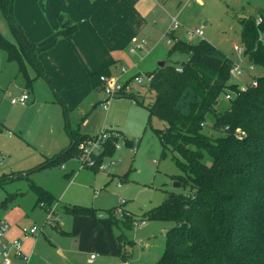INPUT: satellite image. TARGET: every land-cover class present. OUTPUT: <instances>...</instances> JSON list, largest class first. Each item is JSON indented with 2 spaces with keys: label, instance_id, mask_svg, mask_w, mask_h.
Here are the masks:
<instances>
[{
  "label": "rangeland",
  "instance_id": "obj_1",
  "mask_svg": "<svg viewBox=\"0 0 264 264\" xmlns=\"http://www.w3.org/2000/svg\"><path fill=\"white\" fill-rule=\"evenodd\" d=\"M20 1L16 0L18 6ZM178 1L170 0L166 13L157 17L161 16L164 21L169 20L170 15L176 17L179 26L174 33L179 39L192 45L205 40L234 63L241 64L245 73L231 80L233 84L249 85L263 74L259 67L248 71L250 63L244 55L237 53L235 47L242 48L241 20L259 18L260 13H264V0H187L181 6ZM45 4V0H38L39 9L45 16L41 22L52 31L53 24L46 16ZM159 19L156 21L161 23ZM80 21L72 19L70 25H78ZM83 21H88L87 17ZM64 22L66 19L57 21L58 31L64 29ZM169 27L170 24L164 32L166 24L161 25L154 41L150 28L147 30L150 35H140V40H147L143 50L139 51L133 44L135 52L155 61V69L158 62L167 59L171 65H180L188 59L184 54L169 56L172 47ZM196 30H202L203 37L188 35ZM0 33L15 42L9 22L2 13ZM59 39L62 41L64 37L59 36ZM125 53L130 59H139L137 54L130 55V48ZM122 64L126 67V75L120 81L129 87L130 97L108 100V108L104 110L98 102L104 101L106 96L97 86L91 89L95 81L90 80L89 94L79 97L80 104L74 107L75 102L61 103L62 95L57 96L44 77L35 79L31 73L33 88H27L28 83L18 64L9 63L6 53L0 50V219L9 222L10 226L13 222L18 224L20 230L34 226L44 230L37 239L29 241L31 249L38 241L30 264H128L118 256L113 239L121 232L133 242L131 247H126L131 254L130 264H158L161 261L166 233L174 224L147 221L142 227L125 229L120 221L118 226H110V210L114 214L122 208L123 213L129 212L141 220L147 211L160 206L169 193L189 194V189L177 187L179 182L174 179L184 176L174 160V157L181 160L180 156L168 150L162 157L161 143L154 131L163 129L166 123L155 117L149 123L148 108L154 101V93L146 74L155 69L142 70L140 75L144 79L139 83L134 77L137 70L132 69L135 65ZM97 75H90L89 79H98ZM80 87L87 89L85 83L83 86L77 84V88ZM24 93L30 97L26 107L12 104L13 98ZM220 101V110L224 112L229 104L223 97ZM112 129L120 131L122 136L114 155L102 160L104 165L114 162L106 171L84 168L75 157L58 158L70 148L73 137H95ZM204 132L217 136L208 126ZM125 138L131 145H127ZM52 160H56L55 163L46 166ZM206 162H209L208 158ZM33 184L53 195L50 218L37 204V195L31 188ZM67 207L96 210V225L89 215L67 213Z\"/></svg>",
  "mask_w": 264,
  "mask_h": 264
},
{
  "label": "trees",
  "instance_id": "obj_2",
  "mask_svg": "<svg viewBox=\"0 0 264 264\" xmlns=\"http://www.w3.org/2000/svg\"><path fill=\"white\" fill-rule=\"evenodd\" d=\"M14 9L15 0H0V13L7 18L15 40L10 42L0 33V50L6 53L9 63L18 64L27 88H33L31 73L35 79H46L40 54L53 48L59 36H71L78 25H70L67 20L60 34L35 44L16 21ZM259 19L262 22L258 25ZM241 25L244 57L263 70L256 86L249 84L241 90V85L230 82L234 66L231 58L205 40L192 45L178 39L175 33L169 34V56L186 55L184 66L171 65L168 59L165 67L146 74L151 77L149 86L154 93L148 108L149 123L154 117L166 123L163 129L154 131L161 143L162 157L168 150L180 156L181 160H174L184 176L174 179L188 188L189 194L169 193L141 220L126 211L121 219L113 210L109 216L111 227L122 221L125 229H133L141 221L174 224L167 232L158 264H264V43L259 41L264 36V13L259 18L241 20ZM228 94L231 97L226 100ZM130 95L123 92L119 97ZM221 97L229 104L224 112L220 110ZM206 126L217 136L206 134ZM117 132L119 136H112L104 144L99 163L114 155L115 144L122 136ZM91 138L73 137L70 148L58 158H79L78 145ZM125 141L131 145L126 138ZM31 188L37 195V204L50 211L53 195L38 185ZM66 212L89 215L97 223L94 209L67 207ZM113 239L118 256L128 262L131 254L126 247L133 242L123 232Z\"/></svg>",
  "mask_w": 264,
  "mask_h": 264
},
{
  "label": "crops",
  "instance_id": "obj_3",
  "mask_svg": "<svg viewBox=\"0 0 264 264\" xmlns=\"http://www.w3.org/2000/svg\"><path fill=\"white\" fill-rule=\"evenodd\" d=\"M45 1L44 9L46 16L53 24L52 31L41 22L45 16L42 15L39 9L38 0H21V5L19 6L15 0V19L22 27L29 41L35 44H41L51 39L49 38L51 35L55 34L53 35L54 37L62 32L57 29V21H61L63 18L66 21H71L72 19L81 20L77 30L71 36L64 38L62 41L58 37L55 46L42 52L39 56L46 80L56 91L57 96L62 95L63 103L72 104L75 102L74 107L79 106V97L87 96L90 88L93 89L97 86L103 92V86L100 82L101 76L119 78V80L121 77H124L126 75V67L123 66L122 62H125L127 66L135 65L132 68L137 70L134 77L140 75L142 70H154L155 61H150L151 58L148 60L146 56L139 55L140 52L137 50L138 53H133V44L137 46L141 41L146 40H140L139 36L143 34L150 35L149 31H147L149 28L152 29L151 35H153L154 41L156 39L154 36L160 32L161 25L166 24V28L164 29V32H166L168 25L171 24V18L174 17L170 15L169 20L166 21L161 16L157 17L161 13H166V7L169 5L170 0ZM185 1L187 0H179L178 5H184ZM64 13L65 15H63ZM85 17L88 20L86 22L83 21ZM158 18H160L161 23L156 21ZM146 45L147 43L143 48H138V50H143ZM128 48H130V55L135 56L137 54L139 55V59H130L125 53ZM95 74H99V76L97 75L98 79H89L90 75ZM90 80L92 82L95 81V85H91L88 88ZM84 83L87 89H84V87L77 88V84L83 86ZM69 100H72V102ZM102 102L101 100L98 103H101L100 105L102 106ZM40 207L45 213H48L44 207L41 205ZM21 231L18 224L13 222L10 226L8 237L11 240H21L22 251L30 257L28 262L30 264L31 260L35 257L34 251L38 246V241H35L33 244L34 248L32 249L29 241L37 239L39 235L25 238ZM15 264L22 263L15 262ZM128 264H130L129 261Z\"/></svg>",
  "mask_w": 264,
  "mask_h": 264
},
{
  "label": "built area",
  "instance_id": "obj_4",
  "mask_svg": "<svg viewBox=\"0 0 264 264\" xmlns=\"http://www.w3.org/2000/svg\"><path fill=\"white\" fill-rule=\"evenodd\" d=\"M192 1V0H190ZM262 22L261 19L258 20L257 24L259 25ZM179 24L176 17L171 18V24L169 27V32L173 33L178 28ZM169 33V34H170ZM168 34V35H169ZM189 36H198L203 37L204 33L202 30H196L195 32H188ZM259 41L264 43V36L261 35L259 38ZM146 40H143L140 42L139 45H137V48H143V46L146 44ZM235 50L237 53L241 56L244 55V50L242 48L235 47ZM132 52H135V49H132ZM257 67L253 64H250L248 66V71L252 72ZM178 71H181V68L177 69ZM244 70L241 64L234 63L233 68L230 71V79L233 80L235 78H238L242 75H244ZM143 76H136L135 80L139 83H143ZM148 81L151 80V77H147ZM100 82L103 86V92L106 96V99L102 102V107L104 110H107L108 100H112L113 98L119 97L123 92L130 93V89L125 84H122L119 78H109L106 76L100 77ZM253 86L257 85V82L254 81L252 83ZM247 86L241 85V90H244ZM231 97L230 94L225 96L226 100H229ZM29 101V95L27 93L22 94L20 97L13 98L11 100L12 104L20 105V106H26ZM119 136V133L116 129H112L110 131L101 132L99 135L93 136L89 141L82 142L79 144L78 149L81 152L80 157L78 158L81 161V165L84 168H97L99 171H106L109 167H111L114 162H110L106 165L103 164V161L101 164H99L98 157L101 156L104 144L112 137ZM116 149L119 147V144H115ZM115 214L120 216L121 218L124 217L125 212L123 213L122 208H118L115 211ZM52 216V213L48 211V218ZM145 221H141L139 223L135 224L136 226H143L145 225ZM10 230V225L7 221L0 220V260L1 264H15V262H20L22 264H28L30 257L26 255L22 251V242L20 239H9L8 234ZM43 229L39 228L38 226H34L30 229L23 228L22 234L25 238L34 237L39 235L40 233H43ZM93 258V257H92Z\"/></svg>",
  "mask_w": 264,
  "mask_h": 264
},
{
  "label": "water",
  "instance_id": "obj_5",
  "mask_svg": "<svg viewBox=\"0 0 264 264\" xmlns=\"http://www.w3.org/2000/svg\"><path fill=\"white\" fill-rule=\"evenodd\" d=\"M65 24V22H64ZM168 64V59L165 60V61H161V62H158L157 66L160 67V68H163L165 67L166 65ZM182 66H184V63H182ZM177 187H181L182 184L179 182V184H176ZM167 234V233H166Z\"/></svg>",
  "mask_w": 264,
  "mask_h": 264
}]
</instances>
